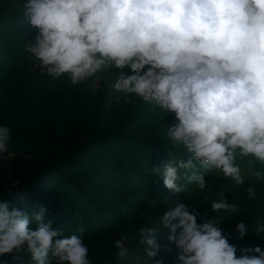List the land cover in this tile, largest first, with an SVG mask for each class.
I'll return each instance as SVG.
<instances>
[{
  "label": "clouds",
  "instance_id": "1",
  "mask_svg": "<svg viewBox=\"0 0 264 264\" xmlns=\"http://www.w3.org/2000/svg\"><path fill=\"white\" fill-rule=\"evenodd\" d=\"M22 6L24 21L39 30L24 51L42 73L53 80L67 74L75 87L127 67L129 73L121 71L113 85L127 102L134 94L175 114L178 123L167 127L166 138L173 150L183 147L192 158L153 166L168 190L179 193L187 181L203 192L205 177L218 171L241 187L248 173L237 157H250L249 166L258 162L264 169V0H28ZM91 90H97L95 81ZM10 140V128L0 125V154L8 152ZM261 169L251 175L264 183ZM246 191L249 200L256 198L255 185ZM220 196L211 202L213 211L240 213L239 204L229 203L224 192ZM170 203L165 197L169 210L151 226L121 232L114 241L120 264H164L154 259L172 251L161 248L162 227L179 249L174 264H264L259 245L236 256V246L217 226L219 216L198 224L195 210ZM45 212L31 214L37 224L31 230L28 212L0 201V256L26 248L33 264H92L83 227L80 235L65 236ZM252 229L264 233V219H255ZM247 231L244 222L237 224L238 238ZM136 241L146 246L143 255L139 248L130 252Z\"/></svg>",
  "mask_w": 264,
  "mask_h": 264
},
{
  "label": "trees",
  "instance_id": "2",
  "mask_svg": "<svg viewBox=\"0 0 264 264\" xmlns=\"http://www.w3.org/2000/svg\"><path fill=\"white\" fill-rule=\"evenodd\" d=\"M27 2L0 0V82L12 74L41 73L38 61H19L15 52L22 51L21 43L25 44L30 36L34 37L39 31L24 21L22 5ZM2 85L3 82L0 83V88ZM112 90L116 92V96L120 94V97H124V94L118 93L114 87ZM108 98H111V95H108L106 100ZM129 99L131 102L127 105L129 111L126 117L121 116L111 124L110 118L101 121L98 117L93 120L85 117L77 128L74 126L64 130L61 137L50 145L49 154L43 159L37 160L32 154L30 159L33 160L24 161L18 171L12 170L6 175L2 173L0 201L8 202L10 210L17 208L28 212L31 230L37 228L31 214L44 208L45 219L51 221L54 229H63L65 236H71L80 235L78 229L83 227L85 237L92 233L108 232L120 222V213L109 209V203L105 201V197L114 196L118 192H105V189L114 188L125 193L126 190H131L136 196H145L146 193L162 196L160 186L163 180L157 179L151 170L154 165L162 167L163 163L168 161L166 157L169 155L166 151L173 150L166 148L163 153H159L154 147L151 150H143L141 147L145 142L154 143L153 146H156L157 142L165 144L166 147L171 146L169 142L164 143L165 133H156L154 138H149L146 133L151 121L145 120L144 113L148 115L146 118L150 119L154 111L160 109L153 104L142 102V99L134 94ZM114 102L113 99L109 103L110 108L114 106ZM136 143H139L141 148H135ZM154 160L165 161L156 164ZM2 170L3 168L0 169ZM184 182L186 185V181ZM95 184L100 188L95 187ZM242 187L247 196L246 190L250 186ZM238 235L236 232L224 235L236 248V242L240 241L238 244L241 248H237L236 255L240 256L242 249L257 245L264 250V233H246L242 239L238 238ZM139 244V241L136 242L129 250L139 248ZM117 257L114 255L103 264H117ZM0 264L33 262L25 248L19 253L0 256Z\"/></svg>",
  "mask_w": 264,
  "mask_h": 264
},
{
  "label": "rangeland",
  "instance_id": "3",
  "mask_svg": "<svg viewBox=\"0 0 264 264\" xmlns=\"http://www.w3.org/2000/svg\"><path fill=\"white\" fill-rule=\"evenodd\" d=\"M19 1L25 3V0ZM37 34L36 32L33 35L34 37L30 36L28 41L35 42ZM24 45L21 43L22 51H15L18 54L19 61L32 59L24 51ZM121 71L129 73L130 70L127 67L123 70L110 69V71L98 73L99 79L93 78L75 87L71 85L67 74H64L59 80H53L42 72L40 74L20 73L14 75L11 73L12 75L2 80L0 82H3L0 88V125H7L10 128L11 140L8 145V152L0 154V169L3 168L0 175L2 173L6 175L12 170L18 171L24 161L33 160L30 159L32 154L37 160L43 159L46 154H49L48 148L50 145L61 137L62 133L65 132L64 130L74 126L77 128L85 117L90 120L98 117L101 121L110 118V124L116 122L121 116L126 117L129 111L127 106L129 102L124 97H120V94L116 96V92L112 90L113 83H115ZM113 77L116 79H113ZM94 81L97 85L95 93L91 90ZM108 95H111V98L106 100ZM117 97H119V100ZM113 99L115 101L114 106L110 108L111 104L109 103ZM146 104L154 105L152 102H146ZM143 117L145 120L151 121L148 123L149 126L146 130L149 138H154L153 135L156 133L166 134L168 126L178 123L174 113L166 114L161 109L154 111V115L150 116V119L146 118L148 117L146 113ZM164 141V143H170L167 138ZM157 143L156 146H153L154 143L145 142L142 143L141 147L143 150H151L154 147L160 151L159 153H163L166 148L173 150L172 146L166 147L165 144ZM134 147L141 148L139 143L134 144ZM135 148L132 147V149ZM176 149L171 152L174 155L173 157L169 155V150L166 151L169 155L166 160L175 158L187 161L192 158V154L183 147ZM248 159L250 157L241 161L237 157L236 163L240 164L242 170L248 173L242 186L255 185L256 198L254 200L247 198L244 194V187L237 186L231 178H224L219 171L215 175L210 174L205 177L208 185L203 192L187 181V186L183 182L185 189L179 193H174L168 190L164 184L160 186V183H158L163 193L160 197L149 193H146L145 196H136L135 192H131V190V193L127 190L125 193L114 188L105 189V192H118L114 196L105 197V201L109 203L107 204L109 209L120 213L121 218L116 228L108 232L92 233L84 237V243L89 249L88 258L92 261V264H103L116 255L118 250L115 248L114 241L120 238L121 232L132 233L144 225L151 226L159 219V216L169 210L163 204L165 197L171 202L170 207H175L178 203H184L190 211L195 210L198 214V224L206 220L217 221L219 216L220 221L217 226L223 230L224 235L230 232L235 233L236 226L241 221L248 227V234H255L252 229L255 219H264V183L257 181L251 175V172L261 169V166L258 162H254L249 166ZM161 161L156 160L155 162L154 160L156 164H162L165 160ZM94 186L100 188L97 184ZM222 192H224V198L229 203L239 204L240 213L234 214L221 211L218 214L211 209V202L220 199ZM180 231L182 229H177V234ZM169 234L170 229L162 227L159 233V243L162 249L165 245H169L172 251H162L154 258L162 259L164 264H174L179 252V249L168 241ZM136 242L129 245V248L133 247ZM238 242L240 241L236 242L237 248H241ZM139 246L142 249L140 254L143 255V249L146 246L141 244ZM137 249L132 248L130 252L134 253ZM116 260L117 264H120L118 257ZM148 264H153V260H149Z\"/></svg>",
  "mask_w": 264,
  "mask_h": 264
}]
</instances>
